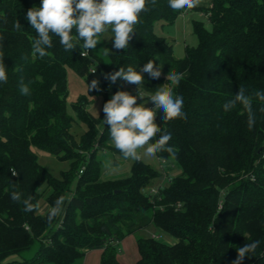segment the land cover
I'll return each mask as SVG.
<instances>
[{
  "label": "trees",
  "instance_id": "1",
  "mask_svg": "<svg viewBox=\"0 0 264 264\" xmlns=\"http://www.w3.org/2000/svg\"><path fill=\"white\" fill-rule=\"evenodd\" d=\"M166 3L146 0L127 49H114L104 59L84 49L83 41L66 52L59 37L40 57L33 49L36 30L25 19L40 0H0V51L8 75L0 83V264H75L96 249L99 264H122L120 242L150 225L176 241L138 237L134 264H232L237 248L253 240L260 245L242 264H264V111L254 95L264 89V0H212L209 7L180 13ZM188 10L203 11L209 27L194 20L197 44L185 46L178 58L155 25L172 24ZM95 62L101 74L151 64L160 78L155 84L142 79L138 87L147 95L137 103L170 84L166 76L184 74L171 86L184 97L186 118L168 120L157 113L154 121L161 134L172 133L173 149L156 156L173 159L181 172L170 176L172 165L164 168L167 183H159L155 194L145 188L160 172L141 160L131 164L128 177L100 180L97 150L123 154L109 144V125L97 131L85 98L73 108L87 130L79 140L71 132L66 68L92 77ZM21 84L28 86L27 95ZM240 88L253 99L252 128L241 105L230 112L222 107ZM34 148L70 159L71 167L60 179L53 177ZM80 149L88 154L80 155ZM53 210L57 214L49 221Z\"/></svg>",
  "mask_w": 264,
  "mask_h": 264
},
{
  "label": "clouds",
  "instance_id": "2",
  "mask_svg": "<svg viewBox=\"0 0 264 264\" xmlns=\"http://www.w3.org/2000/svg\"><path fill=\"white\" fill-rule=\"evenodd\" d=\"M198 0H167L166 7L170 12L180 13L186 9L195 8ZM146 0H40L38 7L27 10L25 19L30 22L36 30L37 38L34 40L33 49L40 57L47 54V49L53 47V38L59 37V43L64 51H73L77 43L83 41L84 49H95L100 42V34L109 30L113 49H127L129 41L134 33V26L138 23L140 13L145 10ZM21 25L17 22V27ZM74 33V34H73ZM3 37L0 36V42ZM2 48V43H0ZM94 68L90 72H95ZM183 73L172 74L167 77L170 84H166L161 90L147 100L149 111L142 112V100L137 103L140 96L133 95L129 91L118 90L103 106L104 124L109 125L110 135L114 145L119 149L123 158L137 164L140 162L141 154L145 159L153 158L158 152H172V146L168 141L172 137L171 132L165 131L161 134L160 127L153 123L157 113L163 114V119L186 118L183 111L184 97L174 92L171 85H179ZM104 78L115 83L118 78L140 86L142 79L148 83L155 84L160 78L158 71H153L152 65L148 64L141 71L137 67H120L118 71L105 73ZM8 79L3 52L0 51V83ZM99 91V81L93 79L88 84V91ZM20 91L27 95L29 88L21 84ZM256 99L262 102L261 110L264 111V89L254 93ZM237 105H241L248 113V126L252 128L255 124V113L253 111V99L240 88L238 93L226 100L222 107L225 112H230ZM158 139L152 143L154 137ZM13 199H18L16 193ZM25 211H30L32 206L28 200L23 201ZM61 200H57L59 205ZM57 214L56 210L49 213L51 221ZM260 245L259 240L247 242L244 246L237 248V257L232 264H242L250 253H254Z\"/></svg>",
  "mask_w": 264,
  "mask_h": 264
},
{
  "label": "rangeland",
  "instance_id": "3",
  "mask_svg": "<svg viewBox=\"0 0 264 264\" xmlns=\"http://www.w3.org/2000/svg\"><path fill=\"white\" fill-rule=\"evenodd\" d=\"M180 23H172V24H163L158 22L155 25V31L157 34L169 38L171 41L174 49V55L178 58L184 55V48L187 46H195L197 44V37L193 34L191 29V24H187V29L185 27L184 31L178 25ZM207 27L209 25L207 24ZM187 30V33H185ZM111 31H105L100 36V42L95 47L96 52L102 58L107 57V53L113 51L112 47V36ZM92 68H96L95 72H92V77L87 76H80L78 75L73 69L66 68V83H67V96H66V110L68 114L73 117V126L71 128V132L74 134L76 140H79L81 136L86 132L87 126L84 122H82L75 112L73 105L80 99H86L85 110L90 112L96 120H97V131L100 132V129L103 127L104 122V113H103V106L107 102L108 99L118 90H125L129 91L131 94L135 95L136 92L140 96V98H144L147 94L145 91L139 90L135 84L128 83L124 80L118 81L115 86L110 80H106L104 78V74H101L102 71L100 66L97 62L92 64ZM97 79L99 81V91L93 89L88 91V84H90V80ZM150 99V98H148ZM147 99V100H148ZM147 100H142L141 111L146 107ZM114 145L113 140L109 143ZM34 151L38 157L39 163L55 178L60 179L61 173L63 171L69 170L71 167V160L70 159H59L55 155L46 152L44 150L34 148ZM80 155H87L85 149L79 150ZM98 159L101 162V171H100V180H113L119 179L123 177H128L130 175V166L132 162L125 160L118 154H112L110 152L103 153V150H97ZM140 160L149 164L151 167L156 169L160 172L159 177L155 178L150 186L145 188V192L149 190L151 186H156L159 183L166 184L167 180L163 178L164 171L160 170V162L158 157L155 155L151 159L143 158L142 154ZM170 165V170L168 171L170 176H176L180 174L181 170L180 167L176 164L173 159H170L168 162ZM163 171V172H162ZM163 173V175H162ZM165 177H167L165 175ZM75 183V182H74ZM74 183L71 184V189L74 188ZM45 188L43 185L42 189ZM148 236H159L157 239L167 242V243H174L176 239L172 236L166 234L165 232L161 231L154 225H150L144 229L139 230L135 234H131L127 236V240L132 241V245L129 246L128 243L125 242L124 248L129 252L137 253V247L135 245L136 239L138 237H148ZM121 247V244H119ZM97 249L92 251L90 254V259L96 256L95 253H98ZM101 253V252H100ZM85 261V256L82 260L76 261L75 264H83Z\"/></svg>",
  "mask_w": 264,
  "mask_h": 264
},
{
  "label": "crops",
  "instance_id": "4",
  "mask_svg": "<svg viewBox=\"0 0 264 264\" xmlns=\"http://www.w3.org/2000/svg\"><path fill=\"white\" fill-rule=\"evenodd\" d=\"M211 1L212 0H198V4H197V7H209L211 5ZM194 20H202L206 27H207V24L209 25V22H208V19L206 17V14H204L203 11L201 10H188L184 13H181L177 18L176 20L174 21V24L175 23H180L178 25H180V27L183 29H187V24H191V29H192V22ZM193 32V30H192ZM187 33V30L186 32ZM194 34V33H193ZM195 35V34H194ZM168 41H169V38L165 37ZM171 42V41H170ZM187 46H189L187 44ZM173 52H174V49H173ZM41 210L44 211L46 210V206L44 204H42V207H41ZM133 241V239H132ZM132 241H129L127 240V236L120 242L121 244V247H120V251L118 253V259L119 261L122 263V264H134L138 258V253H134V252H129L128 250H126L124 248V244L125 242L130 245H132ZM135 245H136V242H135ZM92 251H95V250H89L86 252L85 254V261L83 264H99V258H100V252L101 250H97L99 251L98 253H95L96 256L93 257L92 259H90V254H92L91 252Z\"/></svg>",
  "mask_w": 264,
  "mask_h": 264
},
{
  "label": "built area",
  "instance_id": "5",
  "mask_svg": "<svg viewBox=\"0 0 264 264\" xmlns=\"http://www.w3.org/2000/svg\"><path fill=\"white\" fill-rule=\"evenodd\" d=\"M150 110V106L148 105V103L146 104V107L142 110V112H145V111H149ZM156 118H157V114H156V117H154L153 118V123H154V121L156 120ZM158 160H159V162H160V170L162 169L163 171H164V168H166L168 165H169V163H168V161L166 160V159H163V158H158ZM162 171V172H163ZM163 173H165V175H166V171H164ZM164 179L166 178L167 179V177H163ZM162 184H159V185H156V186H153V187H151L150 189H149V191L151 192V193H153V194H155V193H157L158 192V187L159 186H161ZM154 237H159V236H154Z\"/></svg>",
  "mask_w": 264,
  "mask_h": 264
}]
</instances>
